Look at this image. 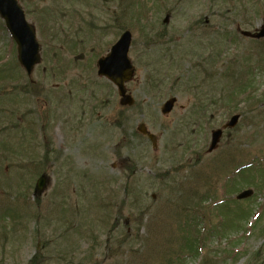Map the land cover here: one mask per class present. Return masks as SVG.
I'll return each mask as SVG.
<instances>
[{"label": "rangeland", "instance_id": "rangeland-1", "mask_svg": "<svg viewBox=\"0 0 264 264\" xmlns=\"http://www.w3.org/2000/svg\"><path fill=\"white\" fill-rule=\"evenodd\" d=\"M127 1L19 0L40 44L30 75L17 63L0 18V211L11 217L0 220V264H28L36 253L34 264H246L255 250L264 264V165L235 173L264 153V97L245 107L248 86L238 83L250 81L256 96L264 91L258 55L264 42L257 48L239 32L264 21V0L248 22L240 20L244 7L237 0H134L116 27L113 18ZM226 7L232 9L227 22ZM237 17L240 26L230 23ZM229 24L234 40L227 42L222 30ZM123 28L132 32L135 66L126 84L135 104L127 108L95 64ZM155 32L160 43L147 44ZM229 66L237 76L224 75ZM246 70L250 77L242 75ZM28 82L36 92L19 87ZM229 92L240 93L233 111L209 103ZM170 96L177 102L163 116L160 107ZM234 113L241 115L237 124L207 153L211 130ZM139 122L157 136L156 150L136 132ZM39 143L50 151L51 168L38 204L29 206L38 219L18 211L12 220L15 192L31 203L38 176L16 183L17 161L42 156ZM244 187L253 195L233 202ZM222 199L229 200L217 205ZM248 205L260 213L253 226L249 217L238 220ZM192 222L201 227L191 229ZM195 234L205 235L198 253L184 244Z\"/></svg>", "mask_w": 264, "mask_h": 264}, {"label": "water", "instance_id": "water-1", "mask_svg": "<svg viewBox=\"0 0 264 264\" xmlns=\"http://www.w3.org/2000/svg\"><path fill=\"white\" fill-rule=\"evenodd\" d=\"M0 16L5 20L6 27L17 44V59L25 71L30 74L34 65L40 61L39 44L35 38V28L25 20L24 12L17 0H0ZM254 37L264 36V24ZM131 41V33L124 31L119 39L111 46L108 53L100 57L97 61V74L110 80L117 88L120 96L121 105H132L134 100L130 94L126 93L125 82L132 79L134 75V66L128 57V49ZM176 98L167 99L162 107L161 113L166 115L172 109ZM239 118V115H233L223 128L233 127ZM138 131L146 134L156 147L155 135L149 133L145 124L140 123ZM222 129H215L211 132V141L208 151H212L219 142ZM43 177L37 182L36 189H41ZM252 194V190L247 189L237 195V198H244Z\"/></svg>", "mask_w": 264, "mask_h": 264}, {"label": "flooded vegetation", "instance_id": "flooded-vegetation-1", "mask_svg": "<svg viewBox=\"0 0 264 264\" xmlns=\"http://www.w3.org/2000/svg\"><path fill=\"white\" fill-rule=\"evenodd\" d=\"M14 128L16 130H18L20 132L21 130V127L18 125V124H14ZM18 125V126H17ZM3 129H4V126H2ZM33 130V129H32ZM23 138V137H22ZM20 144V143H19ZM23 145V144H22ZM39 146L41 147L42 149V156L38 157L37 159L33 156V155H30L29 154V159L28 161H17L19 162L17 164V171H16V174H15V179L17 180L16 183H18L19 179H23L25 178V176L28 174V175H31L32 176H36L37 172H38V176L37 178L41 175V174H45L46 175V178H45V182H44V186L47 185V179H48V170L51 168V162H50V157H49V154L48 152L50 153V151H48V148H46V144L44 143H39ZM20 148L21 151L25 150V148L23 147H18ZM21 157V156H19ZM59 156H55L54 160H56ZM38 161H42L40 164H38ZM4 174V173H3ZM4 183L6 182L3 178L2 180ZM36 182H37V179L35 180L34 182V187H33V191H34V188H35V185H36ZM7 183V182H6ZM19 193V192H18ZM33 194V192H32ZM26 193H19V198H23L25 197ZM14 198L15 199H18V195H17V192H15L14 194ZM33 196V195H32ZM26 198H29V197H26ZM34 202L37 204L38 202L35 201V198H33L31 200V203L30 201L28 202V204H34Z\"/></svg>", "mask_w": 264, "mask_h": 264}, {"label": "trees", "instance_id": "trees-1", "mask_svg": "<svg viewBox=\"0 0 264 264\" xmlns=\"http://www.w3.org/2000/svg\"><path fill=\"white\" fill-rule=\"evenodd\" d=\"M127 7H128V3H127ZM127 7L121 9L119 15H116V19H118V17L124 16V14H125V16L127 15L126 14ZM115 26H116V23H115ZM116 27H119V23H117V26ZM251 166H252V164H248V166H246V165L241 166V169L240 170H242L241 172H243V175L246 174V172L250 170ZM245 177H247V175ZM243 180H245V178H243ZM246 183H249V185H251L252 184V180L247 181ZM251 209H252V211H251ZM252 214H253V206L248 205L246 207H242V209L240 210V214H239L238 220H240L242 217H251ZM247 220H248V218H247ZM247 220H246V222H247ZM233 223H234V220H232V223H230L231 224L230 226H234L235 224H233ZM238 224L241 225V222H239ZM197 237H198L197 234H195V236H191V237L189 236V238H185L184 239V244H186L187 245V248L190 249L192 252H197L198 247H199V244L202 243V241L204 239L203 235L202 236H199L198 238ZM179 242H181V240ZM179 246L181 248H183L182 245H179ZM165 254L166 253H163V256ZM35 257H36V254L32 257V259L29 261L28 264H34ZM202 264H205V259L203 260Z\"/></svg>", "mask_w": 264, "mask_h": 264}]
</instances>
